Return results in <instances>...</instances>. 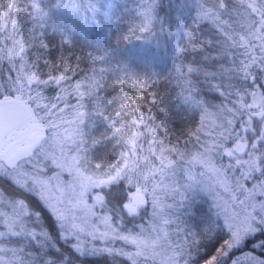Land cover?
Returning a JSON list of instances; mask_svg holds the SVG:
<instances>
[{
	"label": "snow or ice",
	"instance_id": "obj_1",
	"mask_svg": "<svg viewBox=\"0 0 264 264\" xmlns=\"http://www.w3.org/2000/svg\"><path fill=\"white\" fill-rule=\"evenodd\" d=\"M0 264H264V0H0Z\"/></svg>",
	"mask_w": 264,
	"mask_h": 264
},
{
	"label": "trees",
	"instance_id": "obj_2",
	"mask_svg": "<svg viewBox=\"0 0 264 264\" xmlns=\"http://www.w3.org/2000/svg\"><path fill=\"white\" fill-rule=\"evenodd\" d=\"M120 31H126V26L124 24H121L120 26ZM129 47L131 48V45H129ZM127 55V54H126ZM84 65H82L83 67Z\"/></svg>",
	"mask_w": 264,
	"mask_h": 264
},
{
	"label": "rangeland",
	"instance_id": "obj_3",
	"mask_svg": "<svg viewBox=\"0 0 264 264\" xmlns=\"http://www.w3.org/2000/svg\"><path fill=\"white\" fill-rule=\"evenodd\" d=\"M234 255H235V256H239V255H241V253L237 252V253H235Z\"/></svg>",
	"mask_w": 264,
	"mask_h": 264
}]
</instances>
